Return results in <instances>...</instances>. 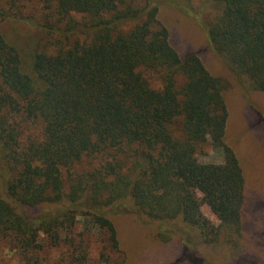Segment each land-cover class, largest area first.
Returning a JSON list of instances; mask_svg holds the SVG:
<instances>
[{
    "label": "trees",
    "instance_id": "1",
    "mask_svg": "<svg viewBox=\"0 0 264 264\" xmlns=\"http://www.w3.org/2000/svg\"><path fill=\"white\" fill-rule=\"evenodd\" d=\"M24 1L46 13L51 50L34 54L27 75L0 35V242L22 264H40L82 219L117 251L103 215L127 201L160 239L180 223L235 250L244 177L226 140L223 85L196 54L172 48L160 0H7ZM210 1L218 14L206 25L197 18L210 51L264 93V0ZM29 123L42 125L39 139L23 136ZM205 148L222 162H199Z\"/></svg>",
    "mask_w": 264,
    "mask_h": 264
},
{
    "label": "rangeland",
    "instance_id": "2",
    "mask_svg": "<svg viewBox=\"0 0 264 264\" xmlns=\"http://www.w3.org/2000/svg\"><path fill=\"white\" fill-rule=\"evenodd\" d=\"M158 20L169 33V43L180 57L196 54L208 72L223 85V97L228 111L226 140L235 152L244 177L242 233L235 250L223 241L204 244L198 232L186 234L180 223L176 236L160 239L158 225L136 213L129 202L126 208L105 209L104 217L113 225L117 251L107 243V237L96 225L78 219L76 226L61 243L40 254L42 264H264V93L254 92L245 79L238 78L224 61L210 51L203 25L218 14L210 0H160ZM44 12L36 1H24L12 7L0 0V35L12 47L20 60L24 74L33 75L35 53L49 45ZM46 16V15H45ZM25 138L39 139L40 123L23 127ZM203 164H220L219 151L205 148L199 155ZM97 166V161L91 163ZM82 168L89 167L85 163ZM41 209H30L34 217ZM202 214L213 226L216 218L206 207ZM185 243V244H184ZM183 244L188 254H183ZM8 244L0 242V264H22ZM40 263V264H41Z\"/></svg>",
    "mask_w": 264,
    "mask_h": 264
}]
</instances>
